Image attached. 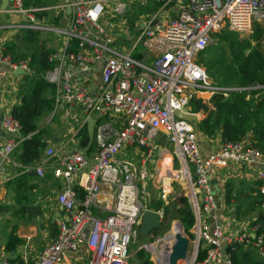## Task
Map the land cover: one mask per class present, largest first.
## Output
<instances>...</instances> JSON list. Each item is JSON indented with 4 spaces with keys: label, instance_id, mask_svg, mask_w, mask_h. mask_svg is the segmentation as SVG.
<instances>
[{
    "label": "built area",
    "instance_id": "built-area-1",
    "mask_svg": "<svg viewBox=\"0 0 264 264\" xmlns=\"http://www.w3.org/2000/svg\"><path fill=\"white\" fill-rule=\"evenodd\" d=\"M138 3L149 5L148 0H65L56 8H28L24 0H10L8 9L0 10V14L23 18V23L8 28L52 31L63 42L61 50L49 57L53 68L43 75L56 88L55 111L47 122L59 107L69 105L81 106L88 115L86 122L96 112L104 119L95 127L96 149L88 151V156L68 150L66 143L57 150L47 147L39 162L40 177L50 167L63 183L56 199L62 215L54 222L56 236L33 264H130L134 256L130 246L144 214L154 212L161 225L178 182L185 185L197 221L190 264H233L227 248L236 243L254 247L264 257V239L255 235L259 226L252 225L256 220L235 233L228 231L218 223L210 186L213 170L230 164L264 165V156L245 141L224 143L204 154L194 125L175 115L188 111L191 100L240 90L212 85L197 58L216 45V36L225 29L251 36L257 25L264 27V0H158L157 10L148 8L147 14L136 11ZM173 7L180 9L176 17L170 16ZM56 9L71 12L60 27L47 28L37 21L36 14ZM131 12L137 14L133 29L126 18ZM117 26L124 28L122 34L127 33L123 40L117 38L121 34ZM18 69L30 71L27 62H14L0 51V84ZM98 69V90L89 78L77 82L80 74ZM256 88L264 91V84ZM2 127L8 139L0 144L1 165L12 161L20 142L16 139L20 124L10 113L4 116ZM168 144L174 146L173 153ZM165 157L169 162L158 168L157 162ZM53 158L55 165L50 163ZM154 176L156 203L150 192ZM257 179L264 207V169ZM174 224L179 221L140 245L138 250L150 255L153 264H171L178 233ZM200 246L205 256L197 260Z\"/></svg>",
    "mask_w": 264,
    "mask_h": 264
},
{
    "label": "trees",
    "instance_id": "trees-1",
    "mask_svg": "<svg viewBox=\"0 0 264 264\" xmlns=\"http://www.w3.org/2000/svg\"><path fill=\"white\" fill-rule=\"evenodd\" d=\"M54 1L26 0L25 6L48 5ZM132 14V12L129 14L130 25H133ZM17 33L15 36H10L9 40H5L3 54L9 55L14 62H27L32 71L20 77L17 90L19 102L11 109V115L20 124V134L23 136L19 146L15 149L14 157L21 169L24 170L44 157L49 144L43 137L52 136L47 126H40V121L49 116L54 109L55 87L48 84L42 77L53 68L54 63L49 61L53 51L41 32L29 30L25 33ZM216 38L217 47L223 42L230 50L231 65L216 62L215 65L210 66V62L205 63L203 56L213 52L216 49L213 47L216 45L207 48L200 54L201 62L209 71L221 70L225 81L218 85L225 87L230 83H235L240 90L228 92L227 95L216 94L207 102L202 99L191 100L192 113L205 116L195 129L208 138L220 135L223 144L242 143L247 140L248 147L258 150L264 156V91L253 89L264 84V27L257 25L252 37L248 40L240 39L238 34L227 29L219 33ZM252 43H254L253 46ZM80 136V145L86 147L89 142L87 127L83 128ZM26 175L20 177L19 181H24ZM29 187L32 188V186ZM174 188L175 196L171 204L165 208V217L153 234L159 235L166 232L171 223L178 220L184 233L194 239L192 229L196 224V218L192 206L185 191H182L178 184H175ZM253 190L257 192L258 197L252 202L250 209L254 210V205H260L261 210L252 225L259 226L255 235L262 236L264 239L263 202L259 189L253 188ZM227 195V200L230 202L231 194ZM243 196V192L238 193L236 200L243 202ZM252 240L254 241L253 238ZM227 253L233 264H264V257L257 253V249L247 246L245 243L229 246ZM136 255L143 260L141 264H153L149 256L142 250H137ZM204 256L205 251L200 246L197 260H202Z\"/></svg>",
    "mask_w": 264,
    "mask_h": 264
},
{
    "label": "crops",
    "instance_id": "crops-1",
    "mask_svg": "<svg viewBox=\"0 0 264 264\" xmlns=\"http://www.w3.org/2000/svg\"><path fill=\"white\" fill-rule=\"evenodd\" d=\"M9 1L10 0H8L6 9L2 10L1 0V11L4 12L8 9ZM64 1L65 0H55L53 3L48 5H30L28 8H56ZM25 2L26 0H24V3ZM156 5L158 6V0H153L152 2L149 1L148 6L143 5L144 13H148V8H151L152 11H156ZM170 11V16L176 17L180 12V9L178 7H173ZM129 14L126 16L127 23L129 28L133 29L137 21V14H132L133 25L129 24ZM1 15L6 16V14H0V16ZM70 15V10L63 11L56 9L48 12H40L36 14V19L39 22L45 23L47 28H52L54 26L57 28L60 27V21L65 22L66 16ZM8 17L13 19L9 20V22H7V20L2 21V18L0 19V31H8V33L14 30L20 33L27 32L14 28H8V26H14L23 23V18L17 16H7L6 18ZM3 26H6L7 28H1ZM120 31L121 34H117V38L123 40L127 33L122 34V32L125 31L124 28H122ZM39 32H41L43 38L48 41V44L53 51L52 54L58 53L61 50L63 42L58 34L52 31ZM5 40V37L0 36L1 52L4 49ZM30 72L32 71L30 70ZM21 76L22 75L12 76L6 80V82L0 84V114L4 113V116L9 113L11 114L12 107L17 105L19 102L17 90ZM88 78L90 81H92L94 90H98L101 85L100 70L98 69L92 74L82 73L77 76L76 79L78 83H85L86 79ZM208 100L210 99H203L204 102H207ZM54 111L55 104L52 113ZM52 113L50 115H52ZM195 115L197 116L198 120L191 123L196 128L200 125L205 116L202 114ZM49 116L44 118V124L40 126L48 127L52 135L51 137H47L48 140L53 138L54 140L58 141L49 142L47 140L46 142L49 144L47 147L52 146L55 148V150H57L67 143L68 150L83 151L85 147L80 145V135L83 128L87 127L88 124V122H86L88 118L86 111L79 105H69L59 107L56 110V116H54L50 122H47V118ZM92 118L95 122V133L97 126L101 124L104 119L98 116L97 112L92 116ZM2 122H0V144L5 143L8 139V135L3 130ZM113 124L116 129H119V124L116 120H113ZM197 135L200 148L204 154H209L218 150L223 144L220 135L209 138L200 132H197ZM16 139L21 141L23 136L20 134V136H17ZM245 142L248 141L246 140ZM161 144H164V142H161ZM95 149L96 143L94 142L93 135V144L89 149L90 154ZM169 160V157H165L164 160H160L161 165L158 166L157 164V167L161 169V167L168 163ZM39 162H36L33 165L31 172L27 171L28 167L24 168V170L23 168L21 169V166L16 161L14 155L10 163H5L2 165L0 164V264H2L3 261H8L10 264H33V262L44 252L49 241L56 236L57 229L54 222L57 217L62 215V209L57 205L56 199L63 190V183L54 176L50 167L45 170L44 177H40L37 173ZM50 163L55 165L56 158L50 160ZM263 169L264 165L262 164L252 167L230 164L226 167L215 169L211 173L210 186L211 193L214 196L217 205V220L218 223L222 226L224 225L228 231L235 233L245 224L252 223L254 220H257L258 216L255 217L252 222H249L245 217H242L241 214L245 211L255 213L257 211L260 212L261 210L260 205H254V210H251L250 207L252 202H254V200H256L258 197L257 192L254 191L253 188L258 189L259 180L257 179V174ZM24 174H27V177L24 178L25 180L23 179L24 181H22V183L19 181V178ZM38 179H40L39 181L41 182H35V180ZM155 179L156 176L152 177L151 179V187L154 188H156L154 186ZM29 186H32V188ZM242 192L244 195L243 202L242 200H236L238 199L237 194ZM227 194H231L232 200L230 202L227 200ZM24 206L39 208L41 210L42 216H29L28 213L21 209ZM237 212L239 213L238 215Z\"/></svg>",
    "mask_w": 264,
    "mask_h": 264
},
{
    "label": "rangeland",
    "instance_id": "rangeland-1",
    "mask_svg": "<svg viewBox=\"0 0 264 264\" xmlns=\"http://www.w3.org/2000/svg\"><path fill=\"white\" fill-rule=\"evenodd\" d=\"M150 2H152L153 0H149ZM136 11L139 13V14H142V13H144V8H143V5H142V3H138V4H136ZM1 16H3V17H1ZM0 16V19L2 18V21H5V20H7V22H9V20H11V19H13V18H11V17H8V18H6L7 16H9V15H1ZM226 30V29H225ZM116 31L118 32V33H120L121 31H120V27L119 26H117L116 27ZM16 34H18L17 32H15V31H10L9 33H8V31L6 32V31H0V36H3V37H5V39L6 40H9V38H10V36H15ZM252 37V35L251 36H240L239 35V38L240 39H242V40H248V39H250ZM16 40V39H15ZM130 45H131V43H130ZM254 45V43H252V46ZM127 47H130V46H127ZM213 48H216L213 52H211V53H209V54H206V55H204L203 56V58H204V60H205V63H209L210 62V66H212V65H215L216 64V62H220V63H222V64H229V65H231V52H230V50H228L227 49V47L225 46V44L223 43V42H221L220 44H219V46L217 47V45L216 46H214ZM26 50V49H25ZM197 62L205 69V70H207V72L210 74V76H211V84L212 85H215V86H219V87H222V86H220V85H218V83H223L224 81H225V79H224V77L222 76V72H221V70L220 69H217L218 71L217 72H212V71H209L208 70V68L206 67V66H204L203 64H202V62H201V58H200V55L198 56V58H197ZM219 66V65H218ZM213 73V74H212ZM217 84V85H216ZM222 88H228V89H238L239 87L237 86V84H235V83H230L229 85H227V86H225V87H222ZM52 115H53V113H52ZM54 116H56V114L54 115ZM55 121H56V118H55ZM47 123V122H46ZM44 124V120H42V121H40V125H43ZM95 145V144H94ZM168 147H169V152L170 153H173V151H174V146L172 145V144H168ZM94 148H95V146H94ZM158 166H160L161 165V161H159L158 163ZM153 165V164H152ZM151 165V166H152ZM175 169L176 168H178L177 166L176 167H174ZM40 179H38V180H35V182H41V181H39ZM179 184H178V186L180 187V189L182 190V191H185L186 192V190H185V185H184V183H182V182H178ZM38 198V197H37ZM263 208V207H262ZM258 214H259V212L257 211V212H255V213H252V212H248V211H245V212H243L242 214H241V216L242 217H245L249 222H252V220H254V218L255 217H257L258 216ZM178 220H175V221H173L172 223H171V226H172V224L174 223V222H177ZM171 226H170V228H171ZM173 226H175V224L173 225ZM176 227H177V229L179 230V232L180 233H183V230H182V228L179 226V225H176ZM192 233L195 235V238L194 239H192V238H190L188 235H186L189 239H190V246H189V251H188V256H187V260H182V259H174V260H172L171 259V261H173V262H171V264H190L191 263V261H192V259H193V257H194V254H195V248H196V242H197V229L195 228V226H194V228L192 229ZM151 239V234L149 235V236H146V237H144V238H140V239H138L137 240V237H135L134 238V240H133V242L131 243V246H130V252H131V254H132V259L130 260V264H141V262L143 261V260H141L137 255H136V253H137V250L140 248V245L141 244H143V243H145V242H148L149 240ZM147 256H149V258H151V256L150 255H147ZM178 261V262H177Z\"/></svg>",
    "mask_w": 264,
    "mask_h": 264
},
{
    "label": "water",
    "instance_id": "water-1",
    "mask_svg": "<svg viewBox=\"0 0 264 264\" xmlns=\"http://www.w3.org/2000/svg\"><path fill=\"white\" fill-rule=\"evenodd\" d=\"M8 4V0H2V5H1V9L5 10ZM26 72L18 69L15 72V76H20V75H24ZM98 114V113H97ZM176 117L178 119H182V120H187L190 122H196L198 120L197 116L193 113H191V108L186 111L185 113H181V112H176L175 113ZM4 119V113L0 114V122H2ZM94 119L90 118L87 124V129H88V135H89V142L87 144V146L83 149V153L88 156V151L90 149V147L93 144V135H94ZM43 139L45 141L48 140L47 136H44ZM49 142H54V141H58V140H54L53 138H50L48 140ZM151 195H152V199L153 202L156 203L157 201V194L158 191L156 188L151 187L150 189ZM23 211H25L26 213L29 214V216L32 215H38L39 217L42 216L41 210L39 208H34V207H29V206H24L21 208ZM160 226V221H159V217L157 214H155L154 212H146L142 218V224L138 229V232L136 234L137 240L138 239H142L146 236H149L150 234L153 233L154 230H156L157 228H159ZM179 226L182 228V225L179 222ZM255 237V235H253ZM189 246H190V239L183 233H177L175 235V242L173 244L172 247V251H171V259H182L185 260L187 258L188 255V251H189ZM173 262V261H171Z\"/></svg>",
    "mask_w": 264,
    "mask_h": 264
},
{
    "label": "bare ground",
    "instance_id": "bare-ground-1",
    "mask_svg": "<svg viewBox=\"0 0 264 264\" xmlns=\"http://www.w3.org/2000/svg\"><path fill=\"white\" fill-rule=\"evenodd\" d=\"M176 225H178V224H175V226H174V231L177 233V232H179V230L177 229V227H176ZM180 233V232H179ZM179 260V259H178ZM168 261V260H167ZM178 262V261H177Z\"/></svg>",
    "mask_w": 264,
    "mask_h": 264
}]
</instances>
